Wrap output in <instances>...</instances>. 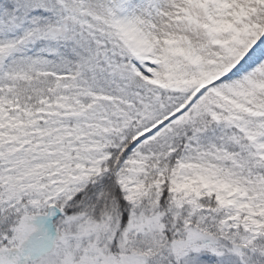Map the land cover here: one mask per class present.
<instances>
[{
	"label": "snow or ice",
	"instance_id": "1",
	"mask_svg": "<svg viewBox=\"0 0 264 264\" xmlns=\"http://www.w3.org/2000/svg\"><path fill=\"white\" fill-rule=\"evenodd\" d=\"M0 264H264V0H0Z\"/></svg>",
	"mask_w": 264,
	"mask_h": 264
}]
</instances>
